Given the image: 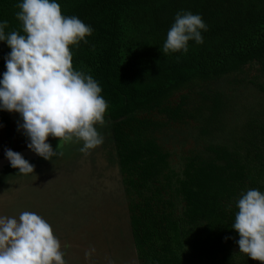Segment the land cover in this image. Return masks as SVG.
I'll list each match as a JSON object with an SVG mask.
<instances>
[{
  "label": "trees",
  "instance_id": "obj_1",
  "mask_svg": "<svg viewBox=\"0 0 264 264\" xmlns=\"http://www.w3.org/2000/svg\"><path fill=\"white\" fill-rule=\"evenodd\" d=\"M20 2L0 0V22L9 25L6 34H23L15 18ZM56 2L64 15L93 29L87 43L70 46L73 66L93 76L109 105L104 127L129 200L137 263L232 262L239 239L231 228L236 202L249 189L264 192V108L242 123L230 146L207 143L208 158H185L179 175L169 169V155L155 134L168 123H191L200 139L209 140L230 101L227 94L209 90V84L246 67L257 66L259 75L250 83L264 96V82H256L264 81V0ZM182 10L202 17L207 25L203 43L189 41L187 53L165 55L167 32ZM9 52L0 41V79ZM13 114L0 110V125L7 126ZM77 145L68 146L74 155L80 153ZM4 171L0 184L20 175L10 165Z\"/></svg>",
  "mask_w": 264,
  "mask_h": 264
},
{
  "label": "clouds",
  "instance_id": "obj_2",
  "mask_svg": "<svg viewBox=\"0 0 264 264\" xmlns=\"http://www.w3.org/2000/svg\"><path fill=\"white\" fill-rule=\"evenodd\" d=\"M16 7L23 34H6L8 21L0 22V41L10 49L0 79V110L19 115L17 130L43 159L51 161L56 155L49 137L58 139L57 147L82 142L80 152L88 155L104 141L96 126H105L109 105L93 76L74 68L70 46L87 43L93 29L76 16L64 15L56 0H22ZM202 31L207 25L199 14L178 11L163 53H187L189 41L203 43ZM4 154L12 168L33 175L34 165L20 153L5 149ZM235 206L231 228L239 236V253L264 264V192L249 189ZM64 257L52 226L39 214L0 215V264H66Z\"/></svg>",
  "mask_w": 264,
  "mask_h": 264
},
{
  "label": "rangeland",
  "instance_id": "obj_3",
  "mask_svg": "<svg viewBox=\"0 0 264 264\" xmlns=\"http://www.w3.org/2000/svg\"><path fill=\"white\" fill-rule=\"evenodd\" d=\"M258 75L257 66L254 65L209 84V90L223 92L230 100L228 109L222 114L218 130L209 140L200 139L198 128L191 123H168V126L155 134L161 149L169 155L167 160L170 170L179 175L185 158L194 155L208 158L210 154L204 149L207 143L230 146L238 136L242 123L259 116L264 108V96L250 83ZM256 82L264 81L261 77ZM177 97L178 95L173 100ZM154 119L163 121L161 118ZM18 122H21L19 115L14 113L7 126L0 125V158L5 157V149L15 152L29 149L27 138L22 131L17 130ZM97 129L104 141L90 150L88 155L81 152L74 155L75 152L69 150L68 146L73 148L72 144L76 143L57 147L58 139L49 137L47 142L56 150L51 161L40 156L36 157L39 159H33L34 162L31 160L32 163L30 159H26L34 165L33 175L25 176L20 173L8 176L5 183L0 184V215L18 218L21 212L31 211L42 216L52 226L54 234L56 231L60 234L65 231V239L69 241V250L64 257L66 264H71V261L76 264H95L94 260L97 262L103 253L105 264H116V261L117 264H138L128 227L129 200L108 130L100 126ZM80 146L77 145L78 149ZM6 167H3V171ZM81 187L85 190L76 194L75 188ZM43 188L46 190L42 191ZM77 200L81 201L75 211L73 204ZM177 208L180 210L179 205ZM174 214L177 215V212ZM90 249L94 251L86 256L85 253ZM231 254L234 259L228 264H259L239 253L237 243L232 247Z\"/></svg>",
  "mask_w": 264,
  "mask_h": 264
},
{
  "label": "crops",
  "instance_id": "obj_4",
  "mask_svg": "<svg viewBox=\"0 0 264 264\" xmlns=\"http://www.w3.org/2000/svg\"><path fill=\"white\" fill-rule=\"evenodd\" d=\"M35 159V158H34ZM36 159H39V157L38 158H36ZM31 160H32V162H34V160L33 159H30V162H31ZM31 162V163H32ZM30 163V164H31ZM3 173V171L0 173V174H2ZM26 176V175H25ZM74 176V175H73ZM74 178H76V176H74ZM76 182H77V180H76ZM47 186V185H46ZM45 186V187H46ZM38 187V186H37ZM85 188H86V186H84ZM84 187H81V188H75L76 189V194L78 193H80V192H83L84 190H85V188ZM46 190V189H45ZM44 190V188H43V190L42 191H45ZM47 196L49 197V195L47 194ZM50 198V197H49ZM81 201V200H80ZM80 201H76V203H74L73 204V206H74V208L77 210V208H78V206H79V202ZM19 202H17L16 204L17 205H19V206H21L20 204H18ZM16 204H11V205H16ZM83 204V203H82ZM84 210V209H83ZM82 210V211H83ZM73 214V213H72ZM78 216H79V214H78ZM70 230H68L67 231V233L69 234L70 232H69ZM64 233L63 234H60L59 232H57L56 231V233H55V236L59 239V241H60V244H62L61 245V247L63 248V252L65 253V257H66V255H67V251L69 250H67V248L69 247V244H67L69 241L68 240H66L65 239V231H63ZM86 238H87V236H86ZM73 260V259H72ZM66 261V260H65ZM103 261H104V253L102 254V256L100 257V259L99 260H97V262H96V260H94V262H95V264H105V263H103ZM66 263H67V261H66ZM114 262H112V263H109V264H113ZM118 262L116 261V264H117ZM69 264H70V262H69ZM71 264H76V263H73L72 261H71Z\"/></svg>",
  "mask_w": 264,
  "mask_h": 264
},
{
  "label": "water",
  "instance_id": "obj_5",
  "mask_svg": "<svg viewBox=\"0 0 264 264\" xmlns=\"http://www.w3.org/2000/svg\"><path fill=\"white\" fill-rule=\"evenodd\" d=\"M30 151V149H24L19 151L18 153H20L25 159H34L38 156L36 153H30ZM8 165H10V162L6 157L0 158V173L3 171V167Z\"/></svg>",
  "mask_w": 264,
  "mask_h": 264
},
{
  "label": "flooded vegetation",
  "instance_id": "obj_6",
  "mask_svg": "<svg viewBox=\"0 0 264 264\" xmlns=\"http://www.w3.org/2000/svg\"><path fill=\"white\" fill-rule=\"evenodd\" d=\"M8 166H9V165H8ZM4 169H5V168H4ZM4 172H5V171H4ZM4 172H3V173H4ZM3 173H2V174H0V176H1V175H3ZM5 173H6V172H5Z\"/></svg>",
  "mask_w": 264,
  "mask_h": 264
}]
</instances>
